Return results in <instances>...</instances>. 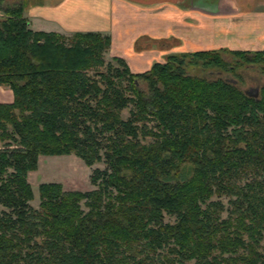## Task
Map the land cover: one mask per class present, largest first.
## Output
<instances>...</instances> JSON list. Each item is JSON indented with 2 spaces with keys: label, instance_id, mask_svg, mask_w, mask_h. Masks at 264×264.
Masks as SVG:
<instances>
[{
  "label": "trees",
  "instance_id": "trees-1",
  "mask_svg": "<svg viewBox=\"0 0 264 264\" xmlns=\"http://www.w3.org/2000/svg\"><path fill=\"white\" fill-rule=\"evenodd\" d=\"M25 8H1L0 264H264V85L251 96L187 72L264 75V49L133 73L107 60L109 35L32 30ZM70 153L105 164L96 188L41 183L33 207L38 157Z\"/></svg>",
  "mask_w": 264,
  "mask_h": 264
},
{
  "label": "crops",
  "instance_id": "crops-1",
  "mask_svg": "<svg viewBox=\"0 0 264 264\" xmlns=\"http://www.w3.org/2000/svg\"><path fill=\"white\" fill-rule=\"evenodd\" d=\"M70 1L28 6L24 17L32 30L109 35L106 56L124 59L133 73L146 71L164 52L154 42L169 38L183 51L264 49V0H76L81 15L92 20L86 27L70 23L72 14L63 9Z\"/></svg>",
  "mask_w": 264,
  "mask_h": 264
},
{
  "label": "rangeland",
  "instance_id": "rangeland-1",
  "mask_svg": "<svg viewBox=\"0 0 264 264\" xmlns=\"http://www.w3.org/2000/svg\"><path fill=\"white\" fill-rule=\"evenodd\" d=\"M59 0H0V19L5 18V13L1 10L2 7L7 6H16L21 3H25L26 7H40V6H52L56 4ZM78 2L76 0H71L63 9H66L69 14H72L71 24L77 27H86L92 25V20L89 16H82L79 11L80 7L78 6ZM25 10V9H24ZM24 16V11H23ZM88 17V18H86ZM94 19L93 22H95ZM170 42L164 41H156L154 42L155 47H159L164 52L158 58L153 59L154 62H164L167 55L169 54H179L182 52H193V51H183L181 42L175 38H169ZM112 44V40H111ZM150 44V45H152ZM111 46V45H110ZM137 47H144V44L139 43ZM225 48L231 50L227 47H218V48H210V49H199L200 50H215ZM110 49V48H109ZM255 50H245V51H257ZM263 50V49H261ZM106 56V55H105ZM107 60L110 59L109 56H106ZM151 63V64H152ZM151 66V65H150ZM149 66V68H150ZM148 68V69H149ZM147 69V70H148ZM146 70V71H147ZM187 72L191 75L204 76L208 79H215L217 77H224L226 79L234 82L240 89L243 91H247L249 95L253 96L256 94L255 88H258V92L260 87L264 85V75H262L257 68L252 66H246L238 70L240 73V78L235 80L230 74L219 73L218 70L206 69H193L191 67H187ZM141 86H144L142 84ZM258 95V94H257ZM13 99V94L11 90L6 86H0V102H11ZM130 108V107H129ZM128 109H125L122 112V117L126 118L128 116ZM95 168L103 169L105 168V164L103 162L94 163L91 166H87L81 158L74 155L73 153L64 154V155H41L38 157L37 168L35 170L29 171L27 179L32 187V191L34 194L33 200L30 202L33 207H38L39 197H38V186L41 183L47 182H57L62 185L63 190L65 191H88L95 189L96 186L92 185L90 182V176ZM223 202H226L227 199L222 198ZM84 210L87 208L82 205ZM174 218L166 216L165 221H173Z\"/></svg>",
  "mask_w": 264,
  "mask_h": 264
},
{
  "label": "water",
  "instance_id": "water-1",
  "mask_svg": "<svg viewBox=\"0 0 264 264\" xmlns=\"http://www.w3.org/2000/svg\"><path fill=\"white\" fill-rule=\"evenodd\" d=\"M255 92H256V94H254L253 96H256L257 94H258V88H255ZM245 93H247L248 94V92L247 91H245ZM249 95V94H248Z\"/></svg>",
  "mask_w": 264,
  "mask_h": 264
}]
</instances>
